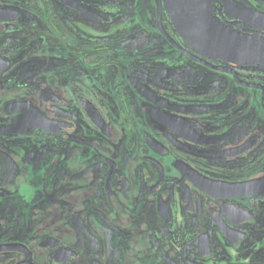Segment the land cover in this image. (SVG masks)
<instances>
[{
    "label": "flooded vegetation",
    "instance_id": "1",
    "mask_svg": "<svg viewBox=\"0 0 264 264\" xmlns=\"http://www.w3.org/2000/svg\"><path fill=\"white\" fill-rule=\"evenodd\" d=\"M139 1L0 0V264H264V61L189 49L263 43L264 0L161 2L165 63Z\"/></svg>",
    "mask_w": 264,
    "mask_h": 264
},
{
    "label": "rangeland",
    "instance_id": "2",
    "mask_svg": "<svg viewBox=\"0 0 264 264\" xmlns=\"http://www.w3.org/2000/svg\"><path fill=\"white\" fill-rule=\"evenodd\" d=\"M176 6L183 5L187 0H173ZM162 2V6L164 7L168 0H152V10L151 12V17H152V24L148 25L144 28L141 29L140 32V37L145 38L149 42H143L141 44V49L140 52H133V54H142V53H152V61L156 63H165L166 59H174L177 60L180 56V52L178 51L177 48L172 46L169 41H167L164 37V34L161 29L158 28L154 24V19H156L157 16V9L159 4ZM190 2L195 6L196 8L200 10H205L209 7L214 6V1L213 0H190ZM140 8V19L141 21H147L144 19V15L147 17L148 16V10L144 9L143 6H147V4L144 5L142 3V0L139 1L138 3ZM183 34V33H182ZM184 35V34H183ZM150 39H152L151 44ZM189 48V47H188ZM192 52L196 54H202L206 56H213L216 51H218V54H222L224 56H227L228 59H231V61H236L239 62L241 60H244L245 56L242 54L244 52H248L250 58L249 61L251 63H260V61H264V42L263 43H257L256 45L253 46H237L234 44L231 45H218V46H192L189 48ZM247 49V50H246ZM110 51V50H109ZM118 51V50H115ZM182 54V53H181ZM195 70L198 68L194 64L192 66ZM49 70H52V67L49 68ZM52 72V71H50ZM47 75V73H45ZM45 146V145H44ZM44 149V148H42ZM16 184L10 186L9 188L15 192V194L12 196V204L15 210H18L19 207L23 203H25V200L22 199V190H21V185H20V180L16 179ZM19 183V184H18ZM19 190V191H18ZM19 193H17V192ZM5 199L0 198V204L3 205L5 204ZM8 202V201H6ZM11 203V201H10ZM18 211L17 213H19ZM14 223H16V220H14Z\"/></svg>",
    "mask_w": 264,
    "mask_h": 264
},
{
    "label": "water",
    "instance_id": "3",
    "mask_svg": "<svg viewBox=\"0 0 264 264\" xmlns=\"http://www.w3.org/2000/svg\"><path fill=\"white\" fill-rule=\"evenodd\" d=\"M211 44H209L208 46H216V45H211ZM261 183H262V180L258 179V180L246 182V183L242 184L241 187L246 188V189L248 188L247 190H249V191L252 190L251 192L255 193V192H258L257 190H260V189H258V186H260ZM259 192H261V191H259Z\"/></svg>",
    "mask_w": 264,
    "mask_h": 264
}]
</instances>
